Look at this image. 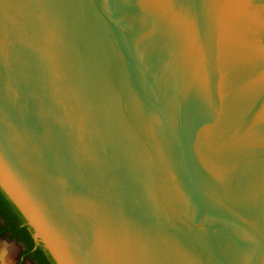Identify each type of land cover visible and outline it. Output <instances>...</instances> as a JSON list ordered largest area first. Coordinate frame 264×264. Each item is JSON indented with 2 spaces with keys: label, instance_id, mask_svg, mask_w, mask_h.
<instances>
[{
  "label": "water",
  "instance_id": "obj_1",
  "mask_svg": "<svg viewBox=\"0 0 264 264\" xmlns=\"http://www.w3.org/2000/svg\"><path fill=\"white\" fill-rule=\"evenodd\" d=\"M0 189L55 264H264V0H0Z\"/></svg>",
  "mask_w": 264,
  "mask_h": 264
},
{
  "label": "trees",
  "instance_id": "obj_2",
  "mask_svg": "<svg viewBox=\"0 0 264 264\" xmlns=\"http://www.w3.org/2000/svg\"><path fill=\"white\" fill-rule=\"evenodd\" d=\"M0 218L6 221V225L0 230V236L11 233V237L27 247L22 256V261L30 257L37 264H55L47 250L41 243H36L33 239V231L28 226L26 220L8 199L6 194L0 189Z\"/></svg>",
  "mask_w": 264,
  "mask_h": 264
},
{
  "label": "rangeland",
  "instance_id": "obj_3",
  "mask_svg": "<svg viewBox=\"0 0 264 264\" xmlns=\"http://www.w3.org/2000/svg\"><path fill=\"white\" fill-rule=\"evenodd\" d=\"M1 224V218H0ZM23 251V247L18 242L7 237L0 238V264H20L19 257ZM21 264H35L29 260Z\"/></svg>",
  "mask_w": 264,
  "mask_h": 264
},
{
  "label": "flooded vegetation",
  "instance_id": "obj_4",
  "mask_svg": "<svg viewBox=\"0 0 264 264\" xmlns=\"http://www.w3.org/2000/svg\"><path fill=\"white\" fill-rule=\"evenodd\" d=\"M5 226H7V225H6V221H4L3 219H1L0 230L3 229ZM2 237H7V238H9V239H11V240L16 241L15 239H13V238L11 237V233H6V234L0 236V238H2ZM16 242H18V241H16ZM18 243H19V242H18ZM19 244H21V243H19ZM21 246L23 247V251H22V253L20 254L19 262H18V263H20V262L22 261V256H23V254H24V253L26 252V250H27V247H26L25 244H21ZM26 260H29V261H31V262L37 264V263H36L35 261H33L30 257H26V258L23 260V262L26 261ZM23 262H22V263H23Z\"/></svg>",
  "mask_w": 264,
  "mask_h": 264
}]
</instances>
